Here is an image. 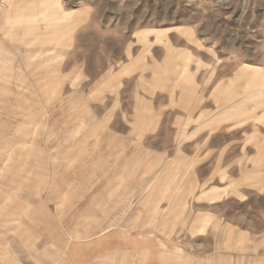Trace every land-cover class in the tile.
<instances>
[{"label":"rangeland","instance_id":"rangeland-1","mask_svg":"<svg viewBox=\"0 0 264 264\" xmlns=\"http://www.w3.org/2000/svg\"><path fill=\"white\" fill-rule=\"evenodd\" d=\"M45 238L264 264V0H0V264Z\"/></svg>","mask_w":264,"mask_h":264},{"label":"crops","instance_id":"crops-1","mask_svg":"<svg viewBox=\"0 0 264 264\" xmlns=\"http://www.w3.org/2000/svg\"><path fill=\"white\" fill-rule=\"evenodd\" d=\"M132 64L133 65H130V66H133V68L135 69L134 72L130 73L129 75L125 74L128 72L129 68H131L128 64L126 67L120 70L119 75L120 76L126 75V76H132V77H135V75L137 76L140 73V71L139 72L137 71L139 68V64L134 63V61L132 62ZM21 240L23 242L24 241L30 242L29 239H25V238ZM2 250H4V247L0 248V251ZM9 252L13 255V257H16V259L13 261V264H37V260H38V264H46V260L44 257L46 254V238H45V241L43 240V242H41V244H39V246L37 247L35 246L33 248H30V244L25 245V243H20V244H16L13 250H10ZM4 253H7L6 249L4 250ZM42 253H43V256L41 258ZM36 255H38V259L33 262L32 256H36Z\"/></svg>","mask_w":264,"mask_h":264}]
</instances>
